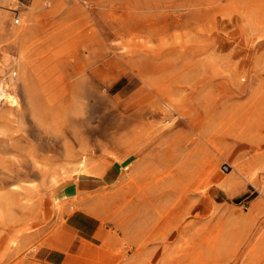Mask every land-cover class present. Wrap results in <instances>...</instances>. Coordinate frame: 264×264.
<instances>
[{
	"label": "rangeland",
	"instance_id": "1",
	"mask_svg": "<svg viewBox=\"0 0 264 264\" xmlns=\"http://www.w3.org/2000/svg\"><path fill=\"white\" fill-rule=\"evenodd\" d=\"M0 90V264H264V0H0Z\"/></svg>",
	"mask_w": 264,
	"mask_h": 264
},
{
	"label": "crops",
	"instance_id": "2",
	"mask_svg": "<svg viewBox=\"0 0 264 264\" xmlns=\"http://www.w3.org/2000/svg\"><path fill=\"white\" fill-rule=\"evenodd\" d=\"M105 175L89 181L92 184L84 178L78 179L76 188L78 191L87 185L101 188L108 178ZM64 191L63 199L70 197V188ZM68 212L66 209L63 214L66 221L64 230L53 235L52 244L44 246L40 264H95L96 258L105 254L104 242L108 234L102 219L85 209Z\"/></svg>",
	"mask_w": 264,
	"mask_h": 264
},
{
	"label": "bare ground",
	"instance_id": "3",
	"mask_svg": "<svg viewBox=\"0 0 264 264\" xmlns=\"http://www.w3.org/2000/svg\"><path fill=\"white\" fill-rule=\"evenodd\" d=\"M0 91H1V90H0ZM2 92H3V91H2ZM5 93H7V92H5ZM5 98H6V100H7L9 103H11V104H15V103H17L16 97H15V96H12V94L6 96ZM10 172H13V170H10ZM9 176H10V174H9ZM9 176H5V175L1 176V177H0V184H1V185L6 184L7 181H8V180H7V177H9ZM13 177H15V176H13ZM13 188H17V186H16V185H13Z\"/></svg>",
	"mask_w": 264,
	"mask_h": 264
},
{
	"label": "built area",
	"instance_id": "4",
	"mask_svg": "<svg viewBox=\"0 0 264 264\" xmlns=\"http://www.w3.org/2000/svg\"><path fill=\"white\" fill-rule=\"evenodd\" d=\"M16 22L18 23L19 21L16 20Z\"/></svg>",
	"mask_w": 264,
	"mask_h": 264
}]
</instances>
